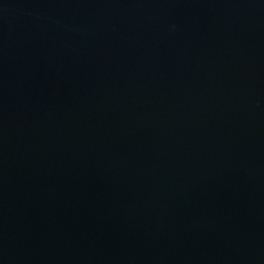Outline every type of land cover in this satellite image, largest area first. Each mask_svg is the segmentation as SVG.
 I'll use <instances>...</instances> for the list:
<instances>
[{
  "label": "water",
  "instance_id": "obj_1",
  "mask_svg": "<svg viewBox=\"0 0 264 264\" xmlns=\"http://www.w3.org/2000/svg\"><path fill=\"white\" fill-rule=\"evenodd\" d=\"M0 264H264V0H0Z\"/></svg>",
  "mask_w": 264,
  "mask_h": 264
}]
</instances>
